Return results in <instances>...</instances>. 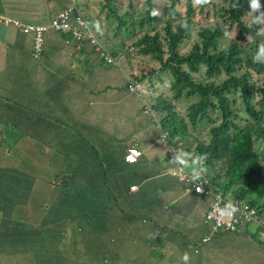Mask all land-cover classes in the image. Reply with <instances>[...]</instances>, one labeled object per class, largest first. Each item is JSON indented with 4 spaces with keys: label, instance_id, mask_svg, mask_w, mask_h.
Listing matches in <instances>:
<instances>
[{
    "label": "crops",
    "instance_id": "crops-1",
    "mask_svg": "<svg viewBox=\"0 0 264 264\" xmlns=\"http://www.w3.org/2000/svg\"><path fill=\"white\" fill-rule=\"evenodd\" d=\"M68 7L69 2L57 13L50 11L48 18H30L35 21L28 24H48ZM11 18L20 22L17 16ZM0 29L3 35L7 33V39L0 34V131H5L12 147L26 136L33 147V153L25 156L30 171L25 170L36 178L35 190H46L51 198L39 224L47 210L53 212L56 206L61 215L48 220L49 232L60 227L58 235L0 237V260L18 255L15 250H19V255L22 251L30 254L37 264L42 258L39 252L48 253L43 258L47 264H214L224 255L235 254L225 250L226 245H232L249 251L253 264H264L262 231L251 227L211 235L203 225L204 216H200L209 208L211 199L197 198L184 184L166 176L177 165L169 156L172 142L160 128V134L147 133L150 127V131L154 130L148 118H154V122L157 118L153 112L145 111L144 94L130 92L127 87L129 79L135 81L136 72L126 69L123 73L121 64L116 69L97 68L96 62H87L86 52L72 51V42L66 43L65 34L51 30L45 35L42 58L36 60L31 55L32 35L23 34L13 24H0ZM92 53L88 55L100 59ZM136 115L140 120L138 128L133 124ZM130 148L142 153L137 163L125 161ZM100 149L104 150L101 156ZM12 153L11 148L0 151L1 167L16 166ZM141 161L150 166L145 170ZM134 172L142 179L130 187L143 186V194L153 198L155 204L133 207L130 188L120 183L124 184ZM67 174L70 181L65 182V187L56 186L58 175L65 178ZM118 182L123 188L120 193L93 198L102 193L105 185L112 188ZM173 186L178 189L177 197L169 204L160 202ZM186 198L196 201L187 204ZM31 200L32 196L27 205L16 207L14 212L28 207ZM196 207L199 213L191 216ZM0 210L8 208L0 203ZM137 212L142 213L140 217ZM236 237L239 240L234 244ZM38 238L51 244L61 241L62 251H53L50 243L47 250H40L34 243L46 241ZM208 238L210 241L204 242ZM185 253L187 261L181 259ZM234 260L237 264L238 259ZM245 261L242 258L240 264Z\"/></svg>",
    "mask_w": 264,
    "mask_h": 264
},
{
    "label": "trees",
    "instance_id": "trees-1",
    "mask_svg": "<svg viewBox=\"0 0 264 264\" xmlns=\"http://www.w3.org/2000/svg\"><path fill=\"white\" fill-rule=\"evenodd\" d=\"M160 1L164 4L170 2L172 11L184 1L188 17L180 21V24L174 25L175 20L152 14L155 8L154 0H147L145 7L141 9H137L131 2L129 11L121 14L112 7L114 0H107V5L102 6L103 11L106 10L105 19L106 21L116 20L118 25L113 30L114 43L109 45L104 37L100 38V42L107 45V49H110L115 59L122 54L126 55L128 63L132 65L133 53L136 52L140 56L156 61L160 72L171 75L172 97L160 95L152 107L153 111L162 114L161 126L172 137H179L182 140L183 146L179 148L181 152L192 153L193 156L195 155L194 158L201 157L196 161L197 170L200 172V177L206 178L212 188L222 191L227 200L232 197L245 200L251 207L258 210L263 221L256 223L255 226V222H247V226L261 231L264 228V88L252 90L250 79L253 74H264V58L254 60L248 56L240 57L244 50L235 43L231 44L229 55L223 52L213 53V51L217 49L218 40L226 37L229 31L236 30L238 33L236 40L242 44L248 43L250 38L257 37L264 29V0H259L260 7L254 10L250 25L244 21L245 13L253 10L249 6L250 0H224L222 4H218V0ZM1 4H3L2 0H0V6ZM209 5L212 7L211 10ZM196 11L200 14L204 12L207 17L213 16L215 19L208 23L216 22V24L207 23L208 25L202 26L198 33L200 40L193 45L188 54H181L179 48L189 38L188 33ZM0 14H4L1 8ZM27 16L22 13L18 14L17 18L25 23L35 21L25 18ZM256 16H260V19L254 23L253 19ZM87 22L89 25L92 24L90 27L94 32L95 28L103 27L100 22V26L97 25L94 19ZM159 24L164 27H158ZM121 30L128 40L132 37L137 38V41L131 45L133 49L127 43V39H121L116 43L115 38L119 37ZM76 45L75 42L74 46ZM88 50L96 52L95 47L89 42L84 43L80 49L76 48L77 52H86V55L89 53ZM166 53L168 57H165ZM103 60L107 64L106 59ZM107 65L115 69L117 67V64L111 62ZM243 66L246 71L236 75L235 73ZM203 70L204 77L201 80H195L193 74L201 73ZM151 72L156 73V69L150 70V74L134 79L136 82L143 81L152 75ZM222 73L226 75L225 79L220 76ZM130 85L132 82L128 80L129 91L136 93L133 89L130 90ZM184 101L186 103H183ZM178 104L186 110V115L176 110ZM203 136L206 140H201ZM27 137L22 138L17 146L12 147L5 137V131H0V151L11 148L12 161L16 163L15 167L0 166V172H4L0 176V203H4L8 208L5 211L0 210L1 238L59 234L60 227L51 232L48 228L49 219L61 216L57 206L52 209L53 212L47 211L38 227L28 225L30 227L28 228L26 222L14 217L16 212L14 209L27 205L36 188V178L28 172L30 162L25 157L33 153V147L29 144ZM96 154L98 155L97 152ZM17 157L23 160L15 159ZM84 165L89 166V164ZM141 179L142 177L134 172L124 184L120 183L130 188L132 205L136 209L156 202L143 194V186L130 187L132 184H139ZM66 181L67 183L70 181L68 174L65 178L58 175L55 179L58 183L56 186L60 188L65 187ZM120 185L119 182L112 188L105 185L101 190L102 193L93 198H102L101 195L111 196L112 193L116 195L123 189ZM192 194L197 197L194 191ZM123 196L120 195V197ZM106 203L107 201L103 204ZM87 213L94 215L95 212L87 211ZM4 219H6L5 223L2 221ZM41 240L45 241L38 238V241ZM62 244L61 241H56L50 243L49 247L55 252L62 251L60 247ZM44 262L46 263L47 260L41 258L40 264Z\"/></svg>",
    "mask_w": 264,
    "mask_h": 264
},
{
    "label": "rangeland",
    "instance_id": "rangeland-1",
    "mask_svg": "<svg viewBox=\"0 0 264 264\" xmlns=\"http://www.w3.org/2000/svg\"><path fill=\"white\" fill-rule=\"evenodd\" d=\"M146 1L147 0H114V2L112 3V7L115 8L116 10H118L121 14H123L124 12L129 11V7H130L131 2L135 5V7L137 9H141V8L145 7ZM223 1L224 0H218L217 3L222 4ZM2 2H3V4H1L0 8H1V11L4 13L3 15L5 17H10V16L16 17L18 15V14H15L9 10L10 8H12L13 11H15L17 13H20V12L27 13L28 16L25 18H32V17L48 18V14L50 11L54 10V12L57 13L62 7L67 6L68 2H69L70 6H72V7L75 6L79 10L81 15L83 17H85L88 21L90 19H94L97 25L100 26L99 22L102 24V26H103L102 29H99V28L96 29L95 28V35L98 39H100L101 37H104V39L106 40V42L109 45H110V43H114V40H113L114 32H113V30L118 24H117L116 20L106 21V19H105L106 18V10L103 11L102 6L107 5V0H8V2H9V3H7L8 7L4 6L5 0H2ZM23 5L28 6V7L25 9V7H23ZM154 6H155V8L152 11V14H154L156 16H163L166 19L170 18L171 20H175L173 23L174 25L180 24V21L185 19V17H188L187 7L185 6L184 1L180 5H178L174 9V11H172V9H171L170 2L164 4L160 0H154ZM209 7H211V5H209ZM211 9H212V7L209 10H211ZM30 10H32L33 13H31ZM30 13H31V15H30ZM253 15H254V10H252L251 12L245 13L244 21L248 25L251 24V18ZM0 17H3V16L0 15ZM214 19L215 18L213 16L207 17L204 12L200 14L199 12L196 11V15L192 19V24L190 27V31L188 33L189 38L185 42H183V44H181V46L179 48V52L181 54H188L190 52V50L193 48V45L200 40L199 35H198L200 28L202 26L208 25V24L209 25H215L216 22L208 23ZM1 20L2 19L0 18V21ZM93 26H94V24H93ZM157 26L158 27H164L162 24H159ZM226 28H228V27L226 26ZM229 32L230 33H228V35L226 37L218 40L217 49H216V51H213V53L223 52L225 55H229L231 44L235 43V44H238L240 47H242L244 50L243 54L240 55V57L248 56L249 58L253 59V57L257 53L258 45L264 44V31H261L257 37H255L253 39L250 38V41L248 43L246 42L243 44L236 40V37L238 35L236 30L229 31ZM0 34L3 35L5 33L0 29ZM107 37H108V39H107ZM3 38L7 39V33H6V35H3ZM121 39H127V43L130 45V47L134 42L137 41V38H133V37L128 40V37H126V35H124L123 30H121L119 37L117 39L115 38L116 43L119 42ZM101 44L105 49L108 48L105 43H101ZM131 49H133V48L131 47ZM72 51H74V49ZM89 51L90 50H88V52ZM105 57L109 61H111L112 64H117V65L121 64L120 67H121V71L123 73L126 72V69H128L130 73L133 71L136 72L137 78H139L140 76H143V75L150 74L149 73L150 70L156 69V73L151 72L152 75H150V77H148L147 80L144 79L143 81H137L140 83L141 88L143 90V91H139L140 93L144 94V97H142V100H144V102L147 103L145 105V108L147 107V109H149L150 112L153 111L152 107L156 103L158 96L162 95L163 97H167V98L172 97V92L170 90V86L173 83V79H172L170 74L163 73V72H160L158 70V65H157L156 61H152V59H150V58L140 56L139 54H137L135 52V53H133V59L131 61L132 62V65H131L128 63L129 60L127 59L126 55L124 56L122 54L119 56L118 59H115L112 56L110 49L106 50V56ZM165 57H168V53L165 54ZM0 59H1V57H0ZM86 60H87V62H96L95 66L97 68H108L109 66L107 64H110L108 61L106 64L103 59H98V58L94 57L93 55H87ZM257 60H259V59H257ZM148 61H150L149 64H148ZM143 70H144V72H143ZM245 71H246V68L243 66L235 74L241 75ZM220 76L223 79L226 78V75L224 73H222ZM203 77H204V70L201 73L193 74V78L195 80H201V78H203ZM219 80H220V78H219ZM250 82L252 85V90H254V91H256L257 89L264 88V74L263 75L253 74L251 79H250ZM240 102H243V101L240 100ZM183 103H186V101H184ZM176 110L181 114H186L185 112H183L181 110L180 104L177 105ZM153 114L157 118V122H154V118H151V117L148 118L150 124L152 125V128L154 129L153 131H150L151 130V127H150L147 130L148 131L147 133H149V135L153 134L154 132L156 134H160L158 128H160L159 123L161 122L162 114L158 113L157 111H153ZM151 116L154 117L153 115H151ZM139 121H140L139 116L136 115V123H133L134 128H138L137 123H139ZM131 125H132V123H130V126ZM138 138H139V135H136L135 140H137ZM99 153L102 155L104 153V150L100 149ZM154 156L155 155H152V157H154ZM58 166L59 165H56V167H58ZM149 166H150V164H147L144 161H141V167L144 168L145 170ZM177 194H178V189L173 186V187H171L170 192L168 194L162 196L160 202L169 204L174 197H177ZM50 199L51 198H50V196L46 190L41 191V190L37 189L34 191V193L32 195V200H31L30 204L28 205V207H20L14 213V217L16 219H21L24 222H26V225L28 228H30L28 225H30L32 227H38L39 221H40L41 217L44 215V206L50 201ZM186 199L187 200H185V202L187 204H188V201L190 203L196 201V200H190L188 198H186ZM199 211H200V208L196 207L193 210V212L191 213V216L198 214ZM136 214H137V217H140V215L142 213L137 212ZM185 216H186L185 217L186 220L191 223V220L189 219V215L185 214ZM200 216H204V214H200ZM22 218H24V219H22ZM138 219H142V218H138ZM5 220L6 219L2 220L3 223H5ZM10 221L14 222V220H10ZM255 225L256 224L254 223V226ZM245 228L251 229V226H245L242 229H245ZM261 231L264 234V230H261ZM238 240L239 239L236 237L233 239L232 243L236 244L238 242ZM51 242L52 241H50V242L49 241L37 242L34 244L39 246V249L42 250ZM138 250H140V247L138 248ZM225 250L231 251L235 254H229L228 253L229 256L224 255L222 257V260H221L222 262L219 260H216L214 262V264H236V262L234 260L236 258L238 259L237 264H240V261L242 258H245V260H246L245 264H253L254 263L253 260L250 261L249 251L246 252L245 248H237V247L233 248L232 245H226ZM15 251H17V253H18V255H16L18 258H14L16 256H12V257L5 258L4 260L1 259L0 264H37L36 259H33L30 256V254H24L25 252L22 251L23 254L19 255L21 252L19 250H15ZM47 255H48V253H46V252H41V253L39 252V256H41L42 258H45ZM10 258H12V259H10ZM40 262H41V258L39 259V264H40ZM43 264H47V263L44 262ZM209 264H212V263L210 262Z\"/></svg>",
    "mask_w": 264,
    "mask_h": 264
},
{
    "label": "clouds",
    "instance_id": "clouds-1",
    "mask_svg": "<svg viewBox=\"0 0 264 264\" xmlns=\"http://www.w3.org/2000/svg\"><path fill=\"white\" fill-rule=\"evenodd\" d=\"M249 6L253 10L258 9L260 7L259 0H250ZM0 15H2L3 17H5L3 14H0ZM9 18H11V17H9ZM83 18L87 22V19L85 17H83ZM11 19L14 20L13 18H11ZM52 19L50 20V22L48 24H41V25L40 24H38V25L37 24H28V23H25V22H20V23H22L24 25H35V26H44V27H47V31L44 33V42H45V35H46V33L48 31H50V30L51 31H54L53 29L50 28ZM259 19H260V16H256V17H254L253 22L255 23ZM15 27H17V26H15ZM17 28H19L21 30V32L23 34H25V35H32L33 36V41H34V35H33V33H24L23 32V29L21 27H17ZM262 31H264V29H262ZM54 32H56V31H54ZM58 33H61V32H58ZM62 34H65L67 36V38H68V40L66 41L67 44H70L72 42V45H73L75 51H76V48L77 49H80L81 48V47L78 48L77 45L74 46L75 42L73 41V39H72V37L70 36L69 33H62ZM43 50H44V44H43L42 54L40 55V57L35 58L34 55H33V47H32V57L34 59H36V60H40L42 58V55H43ZM95 54H97V56L100 59H105L98 52H95ZM261 58H264V44L258 45L257 53L253 57L254 60L261 59ZM145 80H147V79H145ZM129 81L132 82V85H130V90L133 89L135 92L143 91L139 82H136V81L130 80V79H129ZM145 109L147 110L146 111L147 113H150V110L147 109V107ZM181 110L186 113V110L183 108V106H181ZM152 112L153 111H151V113ZM182 115H186V114H182ZM159 125H160V130L163 133V135L167 138V140H169L170 142H172L174 144V146H173V144L171 143V151L169 153L170 154L169 156L171 158H175V160L177 161V165L174 166V167H172L171 169H169L166 172V176L168 178H171V179H174V180L179 181V184L181 182L182 184H184L186 186L187 189L191 190V192L194 191L195 194L197 196H199L200 198H210L211 199V204H210L209 208L207 209V211L205 212L204 219H203V225L209 229V231L211 232V235H215V234H218V233H221V232L236 233L240 229H242L243 227L247 226V222H254V221H245L244 223L238 225L236 227V229L233 230V231L232 230H229V229H226V228L225 229L224 228H220L218 230H215L214 229L216 227L215 222L212 221V220H208V215L212 211V209H213L214 205L216 204L218 198H220L222 200V204L223 205H225V204H227L229 202H238L242 206H248L251 210L255 211V213H256V216H257L258 221L255 222V224L256 223L259 224L260 221H263L261 219L260 215H259L258 210L256 208L251 207L248 203L245 202V200H238V199H235L234 197H232L230 200H227L223 196V192L222 191H220L218 189L212 188L210 186L209 181L206 178L200 177V172L197 170V167H196L197 166L196 165V161L198 159H201V157L194 158L195 155L193 156L192 153L188 154V153H185V152H181L179 150V148L181 146H183L182 140L179 137H175V138L172 137L170 135V133L161 126L160 123H159ZM203 137H201V140H206V137H204V138ZM136 150L140 153V155L135 158V156L138 155V153H137ZM141 155H142V153H141V151L139 149H137V148H130L128 150V154L125 157V161L127 163L134 164V163H136L138 161V158ZM134 158H135V160H134ZM218 211L220 212V215L221 216L231 217L232 216L233 209L230 208L228 205H225V207L223 209H218ZM263 230H264V228H263ZM210 239H209V241H210ZM181 259H183L184 261H187V259H188L187 254L185 253L181 257Z\"/></svg>",
    "mask_w": 264,
    "mask_h": 264
},
{
    "label": "built area",
    "instance_id": "built-area-1",
    "mask_svg": "<svg viewBox=\"0 0 264 264\" xmlns=\"http://www.w3.org/2000/svg\"><path fill=\"white\" fill-rule=\"evenodd\" d=\"M0 18L2 19L0 21V24H13L17 27H21L24 33H33V55L35 58L40 57L44 44V33L47 31V27L24 25L16 20H12L9 17ZM50 28L56 32L69 33L73 41L77 43L78 48H80L84 43L88 44L89 42L93 47H95L96 52L104 57L106 61H108L109 63L111 62L105 57L106 49L102 46L100 39L96 37L95 32L92 31L90 25L85 21V19L75 6H70L68 9L60 12L55 18H53ZM137 153L138 155H136L135 158L140 155L138 151ZM225 205H228L233 209L231 217L220 215L218 209H223ZM225 205H223L222 200L218 198L212 211L208 215V220H212L215 222V230L226 228L233 231L238 225L244 223L245 221H258L255 211L251 210L248 206H242L238 202H229ZM208 241L209 238L204 240V242Z\"/></svg>",
    "mask_w": 264,
    "mask_h": 264
}]
</instances>
